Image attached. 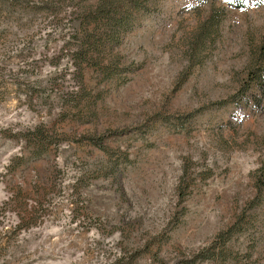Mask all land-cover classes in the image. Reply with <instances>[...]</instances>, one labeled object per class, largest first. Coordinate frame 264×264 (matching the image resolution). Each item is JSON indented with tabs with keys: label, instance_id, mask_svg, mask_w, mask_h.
<instances>
[{
	"label": "rangeland",
	"instance_id": "obj_1",
	"mask_svg": "<svg viewBox=\"0 0 264 264\" xmlns=\"http://www.w3.org/2000/svg\"><path fill=\"white\" fill-rule=\"evenodd\" d=\"M264 0H0V264H264Z\"/></svg>",
	"mask_w": 264,
	"mask_h": 264
},
{
	"label": "trees",
	"instance_id": "obj_2",
	"mask_svg": "<svg viewBox=\"0 0 264 264\" xmlns=\"http://www.w3.org/2000/svg\"><path fill=\"white\" fill-rule=\"evenodd\" d=\"M233 4L237 7H241L246 4V0H232ZM255 3L260 2L261 0H251ZM255 87L259 90L260 93L264 94V76L258 78L255 82Z\"/></svg>",
	"mask_w": 264,
	"mask_h": 264
}]
</instances>
